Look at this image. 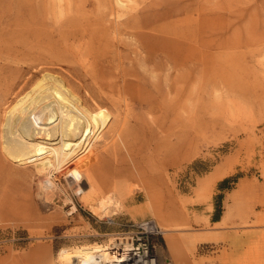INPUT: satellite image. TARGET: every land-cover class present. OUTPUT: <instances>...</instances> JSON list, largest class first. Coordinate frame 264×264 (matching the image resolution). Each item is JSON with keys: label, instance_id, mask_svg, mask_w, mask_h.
Instances as JSON below:
<instances>
[{"label": "rangeland", "instance_id": "374dc122", "mask_svg": "<svg viewBox=\"0 0 264 264\" xmlns=\"http://www.w3.org/2000/svg\"><path fill=\"white\" fill-rule=\"evenodd\" d=\"M40 78L108 112L86 161L103 195L61 176L46 203L34 165L6 155L10 109ZM125 79L140 88L121 100ZM93 88L153 131L131 120L114 139L123 114ZM128 235L157 264H264V0H0V264H72L61 249Z\"/></svg>", "mask_w": 264, "mask_h": 264}, {"label": "bare ground", "instance_id": "6f19581e", "mask_svg": "<svg viewBox=\"0 0 264 264\" xmlns=\"http://www.w3.org/2000/svg\"><path fill=\"white\" fill-rule=\"evenodd\" d=\"M122 73L124 76L132 74L129 71H126V74ZM138 78H142L140 73H138ZM123 82V89L126 88L124 94H126L122 93V89L118 88L117 90L119 96L124 95L121 100H126L129 88H136L134 91L132 90L131 95L132 98L135 97L137 89L140 88L137 85L138 82H126V79ZM16 83L15 81L12 86H15ZM92 93L98 95V103L112 100V96L105 97L95 88ZM137 102L148 105V102L143 100H138L134 104L136 105ZM113 105L118 109L120 115L123 114L115 119L113 135H111L114 139L127 134L128 122L131 120H134L133 126L138 131L136 135L147 137V133L153 131L149 121L135 118L129 113L130 110L122 113L120 102L117 99ZM94 106L87 104V101L73 89L67 87L64 82L60 81L49 85V82L40 78L31 90L10 109L12 115H9L7 119L10 136L4 144L6 155L12 161H27L34 165L36 173L39 175L37 177V194L46 203L54 200L55 195L60 191L59 178L61 176L75 191L89 188L93 192L96 191V196L104 194L106 187L101 181L105 180L107 175L103 172L98 177L95 171L99 166L86 162L90 160L91 156H94L89 153L94 140L99 137V133L108 124V118H102V115H108V112ZM141 140L144 142L145 139L141 138ZM119 175L123 176L124 173H119ZM110 200L111 197L107 195L100 199V204L97 203L105 214L108 213ZM150 207L156 211L159 210V207L153 204ZM166 209L172 212L173 206H168ZM152 223V221H142L141 225L145 226L148 231L157 228L162 232L165 229V225L160 222ZM60 253L68 260V263L72 264H157L153 256L139 250L129 235L127 237H111L105 244L61 249Z\"/></svg>", "mask_w": 264, "mask_h": 264}, {"label": "trees", "instance_id": "16d2710c", "mask_svg": "<svg viewBox=\"0 0 264 264\" xmlns=\"http://www.w3.org/2000/svg\"><path fill=\"white\" fill-rule=\"evenodd\" d=\"M229 181V179L228 178H225V179H223L222 181H221V183H220V188H224V187H226L224 184H226L227 182ZM222 197V195L221 194H219L218 195V198H219V200H218V205H217V215L215 216V217H213V220L214 221H217V220H219L220 219V216H221V198Z\"/></svg>", "mask_w": 264, "mask_h": 264}]
</instances>
